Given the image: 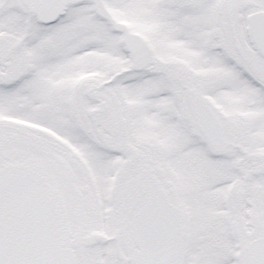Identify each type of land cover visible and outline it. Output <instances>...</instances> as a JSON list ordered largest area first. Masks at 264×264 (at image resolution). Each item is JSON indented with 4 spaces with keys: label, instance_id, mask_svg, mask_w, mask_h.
Instances as JSON below:
<instances>
[{
    "label": "snow or ice",
    "instance_id": "1",
    "mask_svg": "<svg viewBox=\"0 0 264 264\" xmlns=\"http://www.w3.org/2000/svg\"><path fill=\"white\" fill-rule=\"evenodd\" d=\"M0 264H264V0H0Z\"/></svg>",
    "mask_w": 264,
    "mask_h": 264
}]
</instances>
